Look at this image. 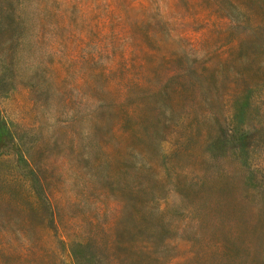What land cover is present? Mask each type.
I'll return each mask as SVG.
<instances>
[{"label": "rangeland", "instance_id": "obj_1", "mask_svg": "<svg viewBox=\"0 0 264 264\" xmlns=\"http://www.w3.org/2000/svg\"><path fill=\"white\" fill-rule=\"evenodd\" d=\"M0 264H264V0H0Z\"/></svg>", "mask_w": 264, "mask_h": 264}, {"label": "trees", "instance_id": "obj_2", "mask_svg": "<svg viewBox=\"0 0 264 264\" xmlns=\"http://www.w3.org/2000/svg\"><path fill=\"white\" fill-rule=\"evenodd\" d=\"M242 114H243V111L241 112L240 116L235 117V118H237V120H238L237 128L234 130L235 133L232 135V137L235 138V139H234L235 141H236V139H237V138H236L237 135L240 134L241 131H242V127H241V124L243 123V120H242ZM242 136H243V135H242ZM234 145H235V143H234ZM234 148H235V146H234ZM231 150H232V149H231Z\"/></svg>", "mask_w": 264, "mask_h": 264}]
</instances>
